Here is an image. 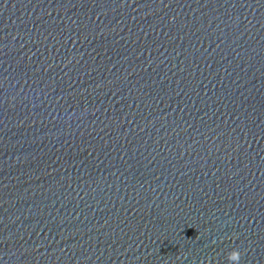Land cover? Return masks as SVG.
<instances>
[{
  "label": "water",
  "instance_id": "water-1",
  "mask_svg": "<svg viewBox=\"0 0 264 264\" xmlns=\"http://www.w3.org/2000/svg\"><path fill=\"white\" fill-rule=\"evenodd\" d=\"M264 264V0H0V264Z\"/></svg>",
  "mask_w": 264,
  "mask_h": 264
},
{
  "label": "clouds",
  "instance_id": "clouds-1",
  "mask_svg": "<svg viewBox=\"0 0 264 264\" xmlns=\"http://www.w3.org/2000/svg\"><path fill=\"white\" fill-rule=\"evenodd\" d=\"M241 252L239 249H232L227 254V259L229 261V264H239L241 260Z\"/></svg>",
  "mask_w": 264,
  "mask_h": 264
}]
</instances>
